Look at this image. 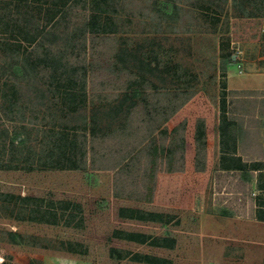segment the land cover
<instances>
[{"label":"rangeland","instance_id":"1","mask_svg":"<svg viewBox=\"0 0 264 264\" xmlns=\"http://www.w3.org/2000/svg\"><path fill=\"white\" fill-rule=\"evenodd\" d=\"M54 1L14 0L9 15L0 11V193H5L0 195V264H264V220L256 217H264V190L257 186L260 179L264 187V159L258 160L264 156V90L229 86L264 75V1L74 0L66 8L72 10L50 25L47 9ZM36 24L61 34L58 40L47 34V43L63 61L70 59L62 79L58 74L52 80L44 49L32 55L36 66L23 67L34 47L25 33ZM134 103L126 127L99 107V129L113 124V133L105 139L89 136L88 169L45 165L55 141L50 129L65 136L61 141L68 149V142L84 140L80 127L96 105L125 109ZM229 123L242 131L236 154L233 140L220 130ZM22 127L28 144L12 157L9 145ZM151 131L161 159L172 148L181 160L186 155L184 170L180 161L175 172L180 177L174 179L181 181L180 205L117 195L152 186V175L144 176L152 182L148 186L141 178L144 153L118 175L101 166L104 155L120 159L129 143L147 140ZM232 165L263 170L242 192V178L225 170ZM62 200L81 203L83 213ZM121 207L155 213L156 220L124 218ZM7 230L21 231L26 242H10ZM128 233L150 239L121 237ZM161 241L172 246L156 245ZM113 247L122 258L111 255Z\"/></svg>","mask_w":264,"mask_h":264},{"label":"trees","instance_id":"2","mask_svg":"<svg viewBox=\"0 0 264 264\" xmlns=\"http://www.w3.org/2000/svg\"><path fill=\"white\" fill-rule=\"evenodd\" d=\"M72 1L74 0H55L54 2H52V6L49 7V9H47V15L49 17V22H51L50 25H54V23H56L58 21V16L60 15V13L63 15L64 12L67 13L69 10H72V8L66 9L68 6H70V4L72 3ZM14 0H0V6L3 5L4 7L0 8V11L2 10H6V11H10V8H12V4H13ZM71 2V3H70ZM67 10V11H65ZM7 13V15H9V12ZM60 11V12H59ZM60 15V16H62ZM33 16V15H32ZM7 16H5V25H10L7 24ZM63 18V17H62ZM61 18V19H62ZM57 24V23H56ZM27 25V24H26ZM39 25L36 24L32 31L30 33H25L26 37H27V41H29L30 43H32L34 47H31V51H29L26 55H25V63L23 65V67L25 68V70L28 71V69H30L35 65V61L32 59V55L36 52L34 51H38L41 49H44V56L46 59V63H47V69H50L52 72V80L55 81L56 79V75L60 74L61 79L65 76H67V73L69 72L68 70V63L66 61H63L64 59V55L58 51V49H51V47L53 46V43H47L50 42L49 38L47 37V34H51L54 33L56 34V40H58L60 38L61 34L55 33L52 31V29L50 31H44V28L42 27V29L40 27H38ZM54 28V27H53ZM56 40L54 42H56ZM51 44V45H50ZM54 47V46H53ZM40 66V65H39ZM80 67V66H79ZM86 69L84 68V75L86 74ZM81 71H83V69H81ZM71 72V71H70ZM74 69H73V73H74ZM26 85L30 86V82L25 81ZM45 85H42V88L38 87V90H42ZM54 86V84H53ZM61 85H59L60 87ZM52 87V85H51ZM58 87V88H59ZM28 88V87H27ZM55 88V87H54ZM12 90H14V88H12ZM126 95V94H125ZM124 95V96H125ZM55 96V95H54ZM137 103H134V105L127 107L124 109V104H121L119 109L115 108L118 107V105H114L112 104V106L110 107V105H96V107H94L95 109L93 110V112L91 113L90 117H86V119L84 118V127H80V129H83L85 132V136H84V140L81 142V140L79 141V143H67V147L68 149L63 148V144H62V139L65 137L60 136L59 134L60 132L57 131V129H50L51 131H49V133L51 134L52 138L55 139V141L53 142V144L51 145V148L49 149V162L45 165L47 166L48 164H52L51 166H53L54 168H70V169H88L89 166V154L91 153V148L89 146V136L90 138H108L111 133V126L113 125L112 122L114 121V123L117 125L119 124H123V127L127 126L124 123L127 122V120L131 119L133 112L136 108ZM104 108V110H110V114L109 117L111 118L112 122H110V124L112 125H108V128L105 129H99L100 126V121L98 118V114L100 113V111H103L101 108ZM112 108V109H111ZM101 109V110H100ZM100 110V111H98ZM113 111V112H112ZM112 113V114H111ZM228 125V124H227ZM121 128V127H120ZM24 130L26 131V127H22L19 129H15L13 136H12V141L10 142L9 145V151H10V155L15 156L16 151H21L19 150V148L25 146L26 144H28V140L26 139V134L24 133ZM222 135L224 136V134H228L230 136V138L233 140L234 142V148L231 152L236 151V147H237V143L239 140H241V132L237 127H235L234 124H230L225 127H221L220 128ZM116 131V130H115ZM114 131V132H115ZM9 130L6 131V133L9 134ZM81 132V130H80ZM155 132V131H154ZM153 131L150 132L149 137L147 138V143L142 146V144L145 142H138L137 144H130L129 146L130 149L128 150V153L126 154H122L120 159L114 160V158L112 159L113 155H111L109 158L106 157V155H104L103 158V162L102 165L105 168H111V169H115L116 173L118 175V173H122L124 171V169L126 167H128L133 161H135L138 157H140L141 154H146L147 156V167L146 169V173H144V175L141 177L142 180L145 183V185L148 186V184H152V182H147L145 177L152 175L153 178V184L152 186H150L146 191H139L140 194H121L117 192L118 196H127V197H131V198H135V199H143V200H148V201H155V202H161V203H168V204H177L180 205V199L181 196L183 194L182 192V187H180V182L178 183L177 181L174 182V179H178L180 177V175H174L172 177H166V174H163L162 176V188L161 187H157L158 186V182H157V178H158V170L160 165H161V157H160V151L158 148H155V146H157V142L153 139L150 138V136H152L154 134ZM1 135L3 134L2 132L0 133ZM58 136V137H56ZM57 139V140H56ZM69 150V151H68ZM155 150V151H154ZM153 151V152H152ZM23 152V151H21ZM184 153V151H183ZM112 154V153H111ZM236 154V153H235ZM68 157H65L67 156ZM66 158V162L64 163ZM111 158V159H110ZM108 159V160H107ZM105 160V161H104ZM184 160L185 157L183 155L182 157V163H181V170H184ZM111 161L112 164H111ZM108 162H110L108 164ZM164 166L161 168L162 171L165 170L166 168V163H162ZM92 165V164H91ZM201 165L198 166V168H200ZM256 166V165H255ZM93 169H101L98 167H94V165H92ZM11 168V166H10ZM127 169V168H126ZM226 172H236L238 174L239 177L242 178V180L245 182V187L243 188L242 192L246 191L249 189V185L252 184L253 180L255 179V173L257 172V170H259L260 172H262L261 170H263L262 167H247L244 165L238 166V167H234L232 166H228L226 167ZM139 174V173H138ZM145 176V177H144ZM177 176V177H176ZM148 178V177H147ZM140 179V178H139ZM149 181V180H148ZM167 181V182H166ZM171 181V186L169 187V183ZM139 183V182H138ZM179 186V187H178ZM257 186L260 190H264L263 186H262V182L260 181V179H257ZM5 193H0V195H4ZM8 196H14V194H6ZM23 199H35L37 201H48V199L45 198H38V197H34L31 195H24L22 197ZM59 203H68L70 204H75V206H77L81 213L82 212V205L81 203L78 202H73L71 200H66V201H59ZM222 213L224 215H232L233 213H230L228 211H222ZM120 215L122 217H127V218H137V219H143V220H156V214L155 213H150V212H145L142 209L139 208H134V207H121L120 208ZM256 217H258L261 220H264V217L262 216H258V214H256ZM123 232V231H122ZM7 237L10 240V242L15 243V244H22L26 242V235L24 233H22L19 230H7ZM136 236H140V237H144V239L138 238ZM122 238H126L128 240H134V241H138V242H143L146 243L149 241V239H147L148 235L146 233H128L127 236H121ZM156 245L159 246H172V245H166L164 242H160V243H156ZM111 255L113 257H117V258H122L123 256L121 255V251H119L117 248L113 247L111 249ZM152 262H157V261H152Z\"/></svg>","mask_w":264,"mask_h":264},{"label":"crops","instance_id":"3","mask_svg":"<svg viewBox=\"0 0 264 264\" xmlns=\"http://www.w3.org/2000/svg\"><path fill=\"white\" fill-rule=\"evenodd\" d=\"M264 1V0H263ZM264 8V7H263ZM262 17H264V14H262ZM256 81V82H251V81ZM229 86L235 90H252V91H257V90H264V75H255L254 77L252 76H248V77H242L241 79H237V80H233V83L231 82L229 84ZM247 97V96H245ZM252 96H249V98ZM248 98V97H247ZM187 103V101L183 102L182 105H177L172 113H169V117H173L174 114L180 110L185 104ZM168 117V118H169ZM172 141V140H171ZM170 141V143H171ZM240 142V140L238 141ZM159 143H157L158 145ZM176 146V145H175ZM172 147H173V141H172ZM176 148V147H175ZM180 148V146H179ZM178 150V149H177ZM174 151H176V149L172 148V152L169 154V156H163V158L161 159L162 161H164L166 163V168H165V172L164 174H166V177H172L175 175L176 170L180 171V161L181 159L179 158V156L177 155V152L175 153ZM184 157H186L185 153L183 154ZM264 155V154H263ZM165 158V159H164ZM264 156L260 157L258 160H263ZM166 160V161H165ZM141 200V199H140ZM148 201V200H146ZM160 204H168V203H161L158 202ZM121 216V215H120ZM127 218V217H124ZM128 219V218H127ZM133 219V218H132ZM130 241H134V240H130Z\"/></svg>","mask_w":264,"mask_h":264}]
</instances>
